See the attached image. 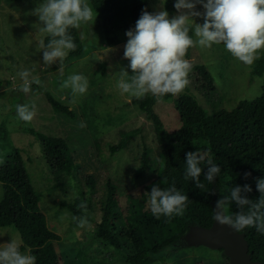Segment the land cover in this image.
<instances>
[{"label": "rangeland", "instance_id": "obj_1", "mask_svg": "<svg viewBox=\"0 0 264 264\" xmlns=\"http://www.w3.org/2000/svg\"><path fill=\"white\" fill-rule=\"evenodd\" d=\"M44 0H22L20 2L0 0V122L9 129L10 145L20 149L26 171L36 193L39 206L44 212L49 229L58 234L54 246L61 264H128L122 256L125 251L104 245L95 237V223L101 219L105 204V182L109 178L117 188L119 211L125 214L130 195L139 196L144 186L159 172L160 147L156 141L152 123L143 111L131 103L133 95L122 93L118 87L120 70L132 75L129 60L124 58L121 43L108 46L105 42L100 20L82 23L78 28L83 41L82 54L66 65L57 60L51 65L43 61L40 41L46 35L43 24L33 10ZM89 2V1H88ZM151 11H158L163 0H147ZM196 10L203 12L202 5ZM177 10L174 15H177ZM192 23L202 24V17H194ZM191 23V22H190ZM194 40L198 39L194 32ZM264 51H261L260 55ZM191 64L201 63L213 77L214 90L207 91L202 78L192 66L188 73V85L169 101L158 100L156 112L164 125L175 129L186 123L190 106H201L208 113L213 110H229L242 98H254L261 92L264 72L251 76L254 63L249 66L233 57L223 44L191 49ZM104 72L101 73V69ZM28 70L31 77L38 76L41 83H33L31 91L22 90L23 79L19 73ZM73 74L87 77L86 93L73 94L71 88L62 89V83ZM127 79V78H126ZM37 88L41 90L37 91ZM50 91L56 99L67 104L74 117L54 112L43 91ZM35 103L36 114L31 122H24L16 114L17 104ZM24 126L63 138L67 152L77 167L70 173H60L47 164L43 146L39 139L23 131ZM141 126L142 133L128 141L126 147L110 155L108 144L118 140L122 131ZM145 143L150 148L151 166L141 177L134 172L140 163ZM9 145V144H8ZM0 148V165L12 151ZM94 178V190L87 184V176ZM63 182V184H60ZM79 192L91 200L92 222L84 226L72 224L73 214L61 201H71ZM2 186L0 183V196ZM216 194L213 205L223 198ZM220 195V196H219ZM121 228V219L116 221ZM20 238L14 227L0 228V246L11 239ZM164 259L153 264H230V256L222 247L211 248L202 243H190L184 237L163 251Z\"/></svg>", "mask_w": 264, "mask_h": 264}, {"label": "trees", "instance_id": "obj_2", "mask_svg": "<svg viewBox=\"0 0 264 264\" xmlns=\"http://www.w3.org/2000/svg\"><path fill=\"white\" fill-rule=\"evenodd\" d=\"M20 2L22 0H7ZM96 17L100 20L105 42L114 46L127 39L126 31L134 29L136 20L142 10L152 12L147 0H88ZM175 0H163V8L173 17L176 9ZM194 27L189 35L194 38ZM69 33L74 38L76 48L69 51L61 60L66 65L70 60L79 57L83 52V41L78 28H70ZM51 37H43L46 45ZM191 48L185 59L189 60ZM196 73L202 78L207 91L214 90L213 77L204 64H192ZM104 72L103 66L101 73ZM264 72V52L255 60L251 76H260ZM0 80V89L3 86ZM37 91L40 92L37 88ZM43 94L54 112L74 117L75 112L60 102L48 90ZM173 95H165L162 101H169ZM158 99L151 93L137 98L133 96L131 103L144 112L152 123L156 141L159 144V172L157 176L144 186V192L139 196L128 197V207L125 214L119 211V201L116 196L117 188L108 178L105 182L106 195L101 219L95 223V237L104 245L116 250L128 251L123 253V260L128 264H153L164 259L163 251L184 237L193 225L209 227L213 222V201L216 194L223 198L229 197L227 203L228 215H235L240 207L230 199L231 189L240 186L242 197H247L253 203L264 199L257 190V180L264 178V80L261 92L254 98H242L229 110L219 109L208 113L201 106H190L187 110L186 123L179 124L170 130L161 116L156 112ZM23 131L36 136L43 146L47 164L57 172L70 174L77 164L67 152L65 140L59 136L50 135L24 126ZM142 133L141 126L122 131L114 143L108 144L110 155L122 150L128 141ZM10 145L9 129L4 121L0 122V148ZM12 151L0 165V228L14 227L23 241L22 251L31 249L36 257L35 264H61L53 241L59 236L49 229L44 212L41 210L36 193L25 168L20 149L10 145ZM207 153L214 163L221 168V173L209 183L205 179L208 165L202 161L199 177L203 188H197L195 181L186 178V153ZM151 166L150 148L143 143L140 163L136 168L135 177L144 175ZM245 173H249L245 177ZM63 184V182H60ZM90 191L94 190L93 176H87ZM251 187L245 192L243 186ZM153 185L162 189L174 185L182 194L188 196L187 207L183 216L171 218L161 215L155 217L150 210V190ZM220 196V195H219ZM86 204V209L80 205ZM61 206L67 207L73 214L72 224L78 225L80 218L90 217L91 200L83 192H79L73 200L61 201ZM245 212L248 206L243 209ZM264 210V209H262ZM121 219V228L117 229L116 221ZM248 242V252L252 260L264 264V233L255 227L242 231Z\"/></svg>", "mask_w": 264, "mask_h": 264}, {"label": "clouds", "instance_id": "obj_3", "mask_svg": "<svg viewBox=\"0 0 264 264\" xmlns=\"http://www.w3.org/2000/svg\"><path fill=\"white\" fill-rule=\"evenodd\" d=\"M197 4L202 5L203 12L196 10ZM174 8L178 14L171 18L163 6L153 12L143 9L134 29L126 31L128 39L123 56L129 60L132 75L129 78L126 70H120L118 87L122 93L137 98L151 93L161 100L168 94L178 95L188 85V73L192 69L191 62L185 57L188 49L197 44L202 47L223 44L233 57L249 66L264 51V0H175ZM33 13L43 24L42 31L51 37L46 45L40 41V47L44 49L43 61L48 66L75 50L76 44L69 29L93 22L96 16L88 0H44ZM194 17L203 18L202 24L195 23L196 40L189 35ZM19 75L23 79L22 90L25 93L32 90L33 83H41L38 76L29 79L31 73L28 70L21 71ZM88 87V79L83 74H73L61 85L62 89L71 88L73 94L80 95L86 93ZM16 114L20 120L31 122L36 114L35 103L17 104ZM202 161L210 165L205 175L209 183L221 173V168L207 153L187 152L185 176L192 178L197 188L204 187L199 181ZM248 175L245 173V177ZM256 187L264 195V178L257 180ZM243 190L250 192L251 187L245 184ZM240 193V186L232 188L230 193V199L240 210L234 216L226 214L229 197H224L216 202L214 220L220 225L231 226L237 232L255 227L264 233V199L253 203ZM188 199L174 185L167 189L153 185L150 210L157 218L161 215L168 218L183 216ZM245 206H248L247 212L243 210ZM80 207L86 209V204L82 203ZM78 222L84 226L87 219L80 218ZM22 245L19 237L3 243L0 246V264H35L36 257L31 254V249L22 251Z\"/></svg>", "mask_w": 264, "mask_h": 264}, {"label": "water", "instance_id": "obj_4", "mask_svg": "<svg viewBox=\"0 0 264 264\" xmlns=\"http://www.w3.org/2000/svg\"><path fill=\"white\" fill-rule=\"evenodd\" d=\"M213 205V209H214ZM209 227L193 225L184 234L190 243H202L211 248L222 247L230 256V264H262L252 260L248 252V242L243 232H237L231 226L220 225L214 220Z\"/></svg>", "mask_w": 264, "mask_h": 264}]
</instances>
